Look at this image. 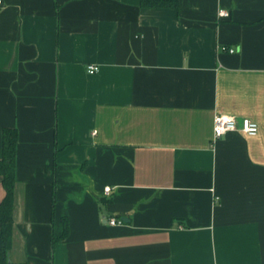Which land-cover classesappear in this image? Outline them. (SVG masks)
I'll list each match as a JSON object with an SVG mask.
<instances>
[{
    "label": "crops",
    "instance_id": "obj_1",
    "mask_svg": "<svg viewBox=\"0 0 264 264\" xmlns=\"http://www.w3.org/2000/svg\"><path fill=\"white\" fill-rule=\"evenodd\" d=\"M2 1L11 261L264 264V0Z\"/></svg>",
    "mask_w": 264,
    "mask_h": 264
},
{
    "label": "trees",
    "instance_id": "obj_2",
    "mask_svg": "<svg viewBox=\"0 0 264 264\" xmlns=\"http://www.w3.org/2000/svg\"><path fill=\"white\" fill-rule=\"evenodd\" d=\"M144 8H173L178 9L176 0H141ZM18 131L15 128L3 130V150L0 160V176L5 190V196L0 203V264L14 263L10 259L13 236V211L16 185V150Z\"/></svg>",
    "mask_w": 264,
    "mask_h": 264
},
{
    "label": "built area",
    "instance_id": "obj_3",
    "mask_svg": "<svg viewBox=\"0 0 264 264\" xmlns=\"http://www.w3.org/2000/svg\"><path fill=\"white\" fill-rule=\"evenodd\" d=\"M3 6V1L0 0V8ZM220 18H228L229 12L226 10L219 11ZM230 53H234V49L229 50ZM87 70L90 74H95L99 71L98 66L89 65ZM230 132H241L248 136H256L259 132V126L256 122L250 119H237L232 116L223 115L220 113L215 114L214 116V140H218L219 138L223 137L224 135ZM96 133V132H94ZM111 188H105V192L107 195L111 193ZM109 223L111 225H117L122 223V221L117 220L115 218L110 219Z\"/></svg>",
    "mask_w": 264,
    "mask_h": 264
}]
</instances>
